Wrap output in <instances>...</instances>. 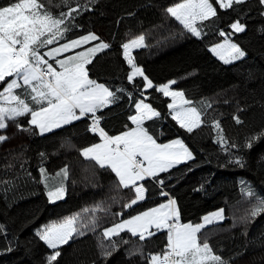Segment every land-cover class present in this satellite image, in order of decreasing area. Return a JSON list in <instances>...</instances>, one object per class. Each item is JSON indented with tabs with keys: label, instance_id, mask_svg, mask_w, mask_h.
Masks as SVG:
<instances>
[{
	"label": "snow or ice",
	"instance_id": "snow-or-ice-1",
	"mask_svg": "<svg viewBox=\"0 0 264 264\" xmlns=\"http://www.w3.org/2000/svg\"><path fill=\"white\" fill-rule=\"evenodd\" d=\"M97 2L85 0L81 4L79 0H63L62 6L57 5L61 8L57 14L42 0H0V130H6L9 122H13L21 132L44 137L54 130L74 127L75 122L84 123L85 133L92 134L94 142L78 147L79 155L112 175L118 189L130 193L121 203L120 211L113 213L119 218L117 222L102 229L103 239L109 243L98 242V256L86 264H110V258L121 245L130 242L121 237V233L141 242L126 249L125 255L129 260L139 256L142 264H235L234 259L224 258L203 235L207 226L224 221V209L204 215L200 222H181L178 199L167 190L179 166L183 165L186 172L192 171V164L196 162L193 149L178 132L172 138L161 139L164 132L160 131L158 136L153 131L157 121L170 117L179 130L193 135L194 130L207 124L205 116L212 105L198 106L183 89L175 87L176 79L154 82L150 78L133 55L134 49L145 46L143 34L120 44L122 76L113 77L107 69L98 70L100 56L113 45L95 31L83 34L76 31H83L76 23L77 18L94 11ZM253 10L264 17V0H177L163 9L181 26V35L190 34L197 40L206 35L204 27L219 28L220 24H225L226 29L219 28L217 33L220 41L206 46L207 52L223 65L246 58L247 51L239 42V35L246 34L244 21ZM222 11L233 13L235 18L229 16L225 21ZM259 31L264 32V27ZM69 33H72L71 38ZM125 104L123 127L111 134L102 126L104 113ZM164 107L166 113L162 110ZM243 111L238 109L240 113ZM232 119L237 125L243 123L240 115L233 114ZM211 129L213 143L228 156L227 162L219 167L243 168L246 161L239 151L240 146L228 141L219 120L211 121ZM7 139L6 135H0V142ZM262 139L264 127L248 137L243 147L251 149ZM45 156L44 152L39 153L38 183L43 185L47 203L55 207L65 199L66 187L63 182L49 183V174L43 166ZM61 174L64 179L68 177L67 165L59 169L56 176ZM4 183L9 186L5 191L10 190L13 182ZM242 192L255 201L250 218L264 214V196L251 186L244 187ZM150 195L163 199L146 206ZM113 202L119 201L113 199ZM88 211V208L83 210ZM98 211L107 214L111 206L97 203L87 218L75 213L49 220L37 228L35 236L50 250L44 264H61L68 248L87 240L88 233L95 234L100 223ZM248 218H244L246 223ZM0 233L7 235L3 225H0ZM156 233H166V244L161 251L145 253L144 245L155 238ZM113 237H120V243ZM11 243L9 241V245ZM4 251L11 252L12 247ZM72 256L76 257L75 251ZM65 264L80 262L77 257Z\"/></svg>",
	"mask_w": 264,
	"mask_h": 264
},
{
	"label": "trees",
	"instance_id": "trees-1",
	"mask_svg": "<svg viewBox=\"0 0 264 264\" xmlns=\"http://www.w3.org/2000/svg\"><path fill=\"white\" fill-rule=\"evenodd\" d=\"M42 2L57 14L61 10L57 5L63 4V0ZM79 2L83 4L85 0ZM173 2L177 0H98L94 11L77 18L76 23L83 31H76L80 34L95 31L113 45L97 62L98 70L107 69L113 77L123 75L118 56L120 44L143 34L145 46L134 49L133 55L150 78L154 82L176 79L175 87L183 89L198 106L212 105L205 116L207 124L194 130L193 135L179 130L170 117L155 123L153 131L158 136L160 131L165 134L161 139L172 138L178 132L196 156L191 172H186L183 165L173 172L167 190L178 199L181 222H200L204 215L224 209V221L203 230V235L224 258L234 259L235 264H264V214L251 219L249 214L255 201L242 192L244 187L251 186L264 196V139L255 142L251 149L243 147L248 137L264 127V32L259 31L264 27V17L254 10L249 14L244 21L246 34L239 35V42L247 51L246 58L223 65L207 52L206 46L220 41L217 33L219 28L226 29V25L204 27L206 35L202 40L190 34L181 35V26L163 11ZM129 12L133 15H128ZM221 14L225 21L229 16L235 18L230 12L222 11ZM68 35L72 37V33ZM156 106L161 108L159 103ZM126 108L125 104L104 113L102 126L111 134L122 129ZM241 108L243 113L238 112ZM162 110L167 111L166 107ZM233 114L240 115L243 123L237 125L232 119ZM213 119L219 120L228 141L240 146L239 151L246 161L243 168L219 167L227 162L228 156L213 143ZM22 122L26 124L23 118ZM0 135L8 137L7 141L0 142V225L7 233L6 236L0 233V264H44V257L50 250L35 236V230L49 220L75 213L87 218L91 209L101 203L103 207L110 205L111 211L107 214L97 212L100 223L95 234L88 233L87 240L68 248L61 264L77 257L80 264H86L98 256V242L109 243L103 239L102 229L117 222L119 218L113 213L120 211L121 203L130 193L118 189L112 175L79 155L78 147L94 142L92 134L85 133V124L75 122L74 127L66 126L39 137L19 131L13 122H9L6 130H0ZM40 152L46 154L43 166L49 178L67 165L68 177L64 179L62 175L66 196L55 207L47 203L43 185L38 183ZM5 181L13 182L8 191H5L9 187ZM241 181L245 183L241 184ZM113 199L119 202L114 203ZM162 199L150 195L146 206ZM85 208L89 209L87 213L83 212ZM245 217H249L247 223ZM121 237L130 242L121 245L110 258V264H142L139 256L129 260L125 255L126 249L141 243L138 238H130L124 233ZM112 239L120 243V237ZM9 241H12L11 245ZM165 244L166 233H156L155 238L144 245V252L161 251ZM9 246L12 251L5 252ZM74 251L76 257L72 256Z\"/></svg>",
	"mask_w": 264,
	"mask_h": 264
},
{
	"label": "rangeland",
	"instance_id": "rangeland-1",
	"mask_svg": "<svg viewBox=\"0 0 264 264\" xmlns=\"http://www.w3.org/2000/svg\"><path fill=\"white\" fill-rule=\"evenodd\" d=\"M60 182H63L62 174H61L60 177L54 176L53 178H49V183L50 184H58Z\"/></svg>",
	"mask_w": 264,
	"mask_h": 264
}]
</instances>
